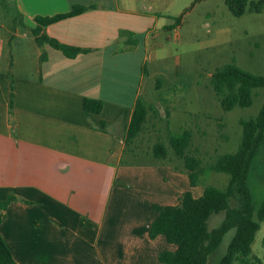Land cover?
I'll use <instances>...</instances> for the list:
<instances>
[{
    "label": "crops",
    "instance_id": "crops-1",
    "mask_svg": "<svg viewBox=\"0 0 264 264\" xmlns=\"http://www.w3.org/2000/svg\"><path fill=\"white\" fill-rule=\"evenodd\" d=\"M173 2L0 0V203L16 198L0 235L15 264H162L159 254L176 249L162 235L149 239L157 217L152 205L175 206L183 193L198 198L204 188L190 187L187 176L167 164L135 163L133 153L121 164L138 99L165 101L169 119L190 127L192 137L210 131L216 97L209 84L207 92L192 87L184 97L187 109L172 114L185 102L168 88L175 73L168 61L185 27L181 21L167 28L174 23L168 18ZM91 5L42 28L48 38L84 53L68 58L36 44V18ZM197 50L207 51L203 62L211 61L212 72L221 47ZM148 64L160 78L155 94L143 91ZM84 99L102 102L101 113L85 112ZM155 110L162 118L164 111ZM131 152L138 154L135 147Z\"/></svg>",
    "mask_w": 264,
    "mask_h": 264
},
{
    "label": "trees",
    "instance_id": "trees-1",
    "mask_svg": "<svg viewBox=\"0 0 264 264\" xmlns=\"http://www.w3.org/2000/svg\"><path fill=\"white\" fill-rule=\"evenodd\" d=\"M263 4L264 0L251 3L248 11L260 13ZM225 5L234 17H241L246 11L247 0H225ZM94 8L95 6L92 5L73 6L67 14L36 18L37 26L32 30L36 44L38 46L47 44L61 51L68 58L84 53L85 50L64 46L48 38L42 32V28L65 17L78 15ZM181 18L182 15L167 28L171 29L179 25ZM120 35L122 37L129 34L120 32ZM9 79L11 84L10 76ZM210 85L221 109L228 112L235 107L246 108L252 105L253 90L264 89V75L249 73L234 63H230L215 69L210 76ZM10 97L9 109L12 108V94ZM102 107V102L97 100L84 99L83 101L85 112L99 114ZM149 119H155L158 122L162 120L152 105L138 99L125 135V144L128 148L125 149L121 164H129L127 159L130 153H133V157L137 156L128 149L144 132ZM240 126L242 136L238 150L233 154L219 156L213 164L203 165L197 157L198 151L192 148L193 137L189 130L178 136L166 131L164 136L166 144L157 138L151 154L146 155L157 163L167 164L174 171L184 173L189 180L190 187L199 186L200 178L207 171L224 173L230 177L224 190L206 186L198 198H194L190 192H185L181 195L178 205H152L157 217L149 227V239L153 240L162 235L169 244L176 247L174 251H163L159 254L158 259L162 264H207L209 256L215 252L224 235L230 230H235V233L219 264H234L237 261L244 263V259L250 256L255 235L260 229V224L264 223V202L256 210L247 186L249 168L254 157L264 145V106L255 118L241 120ZM101 129H104L103 124H101ZM175 161L182 164V169L173 164ZM15 200L14 196H9L7 200L0 203V223L5 217L4 212L7 206ZM231 200L236 201V207L230 206ZM221 212H224V219L217 227L209 231L210 217ZM0 264H15L1 235Z\"/></svg>",
    "mask_w": 264,
    "mask_h": 264
},
{
    "label": "rangeland",
    "instance_id": "rangeland-1",
    "mask_svg": "<svg viewBox=\"0 0 264 264\" xmlns=\"http://www.w3.org/2000/svg\"><path fill=\"white\" fill-rule=\"evenodd\" d=\"M258 0H247V8L241 17H234L227 6L225 0H174L168 15L172 23L175 18L182 13L181 21H185V27L181 34V40L173 45V58L169 59L175 73L169 75L168 88L170 92L179 94L182 99L190 98L192 87H200V90L208 89L210 86V76L213 71L223 65L228 64L232 55V60L241 69L253 74L264 73V4L261 13H250L248 11L251 3ZM192 30H194L192 32ZM188 32V33H187ZM192 32V33H189ZM215 46L222 50V57L219 64L211 72L207 62H203L204 57H208L207 51H198L199 46ZM201 48V47H200ZM233 53V54H232ZM228 60V61H227ZM16 69V68H15ZM18 69V68H17ZM16 69V70H17ZM149 73L148 79L145 81L143 91L145 94L157 93L155 91V83L160 78L155 75L147 65ZM200 80H196V78ZM194 82V83H193ZM193 83V85H192ZM163 93H165L163 91ZM211 94L214 96L213 91ZM174 109L173 115L179 116L183 109H187V101ZM218 102V101H217ZM213 100L212 123L208 134L195 135L192 139V148L198 151V158L203 165L213 164L215 160L224 154L235 153L241 141V120H248L255 117L262 106H264V89L253 90V103L246 108H234L225 112L219 104ZM159 111L163 112L161 121L149 119L146 123V130L141 135L140 140L130 146V149L138 151L137 156L131 160L135 163L156 164L151 157L153 145L157 138L164 144V136L166 131L170 134L178 136L190 127H181L177 121L169 119V104L165 101L146 102ZM187 104V105H186ZM179 109V110H177ZM188 115L190 114L189 109ZM174 115V117H175ZM190 120L189 116H187ZM222 126V127H220ZM185 129V130H184ZM140 141V142H139ZM148 155V156H146ZM182 169V164L175 161L173 163ZM229 175L207 171L200 178L201 187L212 186L224 190L229 182ZM247 186L249 188L252 202L255 209H259L264 202V145L254 157L247 174ZM230 206L236 207L234 200L230 201ZM224 219V212L212 215L208 221L209 231L217 227ZM235 230L227 232L219 247L208 258L207 264H219V261L226 254L227 247L234 236ZM264 223L260 224V229L255 235L254 242L251 246V254L244 259V263L239 261L234 264H264Z\"/></svg>",
    "mask_w": 264,
    "mask_h": 264
}]
</instances>
